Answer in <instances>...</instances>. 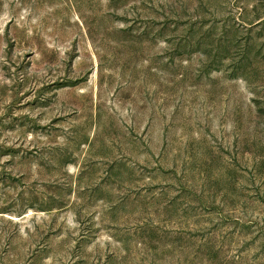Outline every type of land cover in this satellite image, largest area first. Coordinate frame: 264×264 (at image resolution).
<instances>
[{
    "label": "rangeland",
    "instance_id": "rangeland-1",
    "mask_svg": "<svg viewBox=\"0 0 264 264\" xmlns=\"http://www.w3.org/2000/svg\"><path fill=\"white\" fill-rule=\"evenodd\" d=\"M0 264H264V0H0Z\"/></svg>",
    "mask_w": 264,
    "mask_h": 264
}]
</instances>
